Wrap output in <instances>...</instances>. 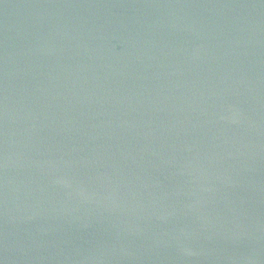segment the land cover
Masks as SVG:
<instances>
[{"label": "water", "instance_id": "95a60500", "mask_svg": "<svg viewBox=\"0 0 264 264\" xmlns=\"http://www.w3.org/2000/svg\"><path fill=\"white\" fill-rule=\"evenodd\" d=\"M0 264H264V0H0Z\"/></svg>", "mask_w": 264, "mask_h": 264}]
</instances>
